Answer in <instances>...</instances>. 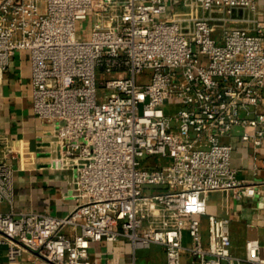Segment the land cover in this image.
Segmentation results:
<instances>
[{
    "label": "built area",
    "instance_id": "built-area-1",
    "mask_svg": "<svg viewBox=\"0 0 264 264\" xmlns=\"http://www.w3.org/2000/svg\"><path fill=\"white\" fill-rule=\"evenodd\" d=\"M90 18L88 38L76 22ZM29 54L31 108L73 171L61 216L13 209L0 137V245L15 264H90L93 242L158 245L165 264H264L258 238L232 251L231 222L206 212L213 192L264 195L231 166L235 130L264 143L260 0H0V75ZM150 190L151 192H148Z\"/></svg>",
    "mask_w": 264,
    "mask_h": 264
},
{
    "label": "crops",
    "instance_id": "crops-1",
    "mask_svg": "<svg viewBox=\"0 0 264 264\" xmlns=\"http://www.w3.org/2000/svg\"><path fill=\"white\" fill-rule=\"evenodd\" d=\"M29 54L16 51L10 58L7 71L0 75V137L10 149L6 157L13 168L15 211H34L61 216L73 206L71 179L73 171L57 168L51 163L56 156L53 139L33 114L31 108ZM239 130L225 137L233 143L230 163L239 178L247 181L264 180V143L256 150L238 139ZM0 144V157L2 156ZM7 205L0 204V210ZM206 212L230 219L232 251L243 254L247 238H258L259 253L264 258V195L234 198L232 191L213 192L206 201ZM90 264H132L133 254L124 240L105 243L93 242L89 247ZM0 260H5V246L0 245ZM136 264H165L163 250L158 245L137 249ZM15 264H49L30 252H24Z\"/></svg>",
    "mask_w": 264,
    "mask_h": 264
},
{
    "label": "rangeland",
    "instance_id": "rangeland-1",
    "mask_svg": "<svg viewBox=\"0 0 264 264\" xmlns=\"http://www.w3.org/2000/svg\"><path fill=\"white\" fill-rule=\"evenodd\" d=\"M260 7H264V0H260ZM77 37L80 39L88 38L90 31V18L89 16L85 20H80L76 22ZM148 192H151L148 190ZM119 241V240H117Z\"/></svg>",
    "mask_w": 264,
    "mask_h": 264
}]
</instances>
